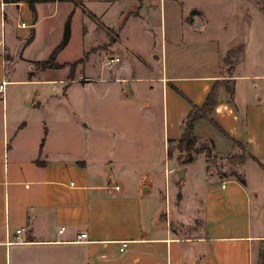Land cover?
<instances>
[{
  "label": "crops",
  "instance_id": "0c3cea01",
  "mask_svg": "<svg viewBox=\"0 0 264 264\" xmlns=\"http://www.w3.org/2000/svg\"><path fill=\"white\" fill-rule=\"evenodd\" d=\"M77 1L41 2L33 10L26 2L0 0V82L8 81L0 94V264H264V0L236 3L233 14L243 23H222L219 37L206 34L198 13L186 15L182 0ZM11 6L15 19L7 13ZM71 13L83 17V42L90 43L82 44L76 60L62 62L69 40L55 58L61 67L38 69L62 42ZM134 17L151 37L150 59L138 61L135 75L116 80L132 81L134 93L145 89L135 83L147 82L143 110L151 112L147 125L157 131L150 160L164 178V193L152 200L150 172L135 175L132 190L115 185L109 159L66 148L60 128L41 117L43 86L62 82L65 95L76 81H95L85 73L76 79L79 60L103 64L126 55L119 30ZM98 24L118 37L105 47L103 36L102 48L87 55L101 43ZM36 41L44 44V55H26ZM217 83L213 109L193 122V145L177 148L188 113ZM233 141L242 145L239 177L221 175L207 161L209 152L236 153ZM175 174L183 178L179 186ZM189 219L197 221L194 233L183 235L171 225Z\"/></svg>",
  "mask_w": 264,
  "mask_h": 264
},
{
  "label": "rangeland",
  "instance_id": "374dc122",
  "mask_svg": "<svg viewBox=\"0 0 264 264\" xmlns=\"http://www.w3.org/2000/svg\"><path fill=\"white\" fill-rule=\"evenodd\" d=\"M239 2L240 0H182L186 15H191L193 12L198 13L197 19L200 24L208 26L206 34L218 35V37L219 27L222 23L227 24L228 28L232 25L238 27L243 23V18L240 15L233 14L234 5ZM262 6L264 8V2H262ZM15 9L13 6L7 8V13L14 19L17 17ZM115 9L112 12H115ZM2 16L4 17V13H1L0 10V32L2 30ZM141 21V19L134 17L123 29L119 30V47L127 50L125 56H119L122 58L121 62L112 65L107 64V62L102 64L97 58H94L95 61H91V64H81L84 63V60H79L81 63L78 64L75 71L76 79L82 78L85 73L93 76L95 81L86 84V86L83 85L85 81L83 83L76 81L69 87L65 95L62 82H57L58 84L55 85L48 83L46 87L43 86L40 100L44 103L45 112L41 110V117L45 116L49 125L55 124L54 128H60L58 136L60 140H63L66 148L85 150L89 158L109 159L110 164L114 165L110 181L115 185L132 190L135 188L137 179L135 175L150 172L153 182L147 199L152 200L160 193L159 191L164 193V178L163 176H157L156 166L150 160L151 153L157 147L155 144L157 131L154 125L153 128L147 125V119L151 112L143 110L144 101L148 100L147 82L135 83L138 87L140 85L144 86L145 89L134 93L130 89V86L134 84L132 81L116 80V78L135 75L134 72L138 69V61L140 59H150L147 47L152 41L150 35L148 36L142 28L143 26L141 27L139 23ZM82 22L83 17L81 15L73 16L70 42L65 50L60 53L58 60L62 62L76 60L82 44L88 45L90 43L88 36V39L83 42ZM59 35L56 32L54 37L57 39ZM97 36L101 42L98 45L99 48L90 50L87 55L93 50L96 51L102 48L104 44L103 36H106L105 47L108 43H115L118 37L116 31L106 29L100 24H98ZM43 47L44 44L41 41H36L33 45H30L29 48L31 49H26L25 53L28 55L30 52L36 57H42L44 55ZM129 47L132 48L131 51H129ZM237 53L238 50L236 49L230 52L229 59L236 56ZM110 54H113V51L109 52L107 50V55ZM127 63V70L118 73L117 68ZM36 66L39 69L42 64H36ZM23 67L24 65L22 67L20 65V68ZM62 72L66 71L59 70V74H62ZM138 75L144 74H136V76ZM21 87L24 91L29 88L28 86ZM47 90L49 91L47 92ZM51 94H57L58 97L51 96ZM236 150V153L223 156L207 153L208 167L216 168L221 175L239 177L238 172H240L243 153L238 147ZM249 173L251 174V169ZM174 178L179 186L183 178L178 179V174H175ZM263 179L260 181L261 188L264 187ZM179 195L177 193L174 196L175 201L179 199ZM166 197L167 193L162 196L161 200L164 202ZM165 207L168 208V204ZM181 223L178 224L174 221L171 225L176 230L179 227L177 231L183 235L194 233V227H197V221H194V219L192 221L189 219L186 224Z\"/></svg>",
  "mask_w": 264,
  "mask_h": 264
},
{
  "label": "trees",
  "instance_id": "16d2710c",
  "mask_svg": "<svg viewBox=\"0 0 264 264\" xmlns=\"http://www.w3.org/2000/svg\"><path fill=\"white\" fill-rule=\"evenodd\" d=\"M56 0H4L5 3H19V2H26L28 3V5L30 6L31 9H35V5L37 3H41V2H54ZM59 1H67V2H73L75 5L78 4L77 0H59ZM264 9V8H263ZM71 34H72V13L69 15L66 24H65V30H64V37L62 42L60 43V45L57 46V48L54 50L53 54L51 55L50 59L45 60L43 62H40V64H42L43 68L46 67H61L59 64L55 63V58L57 53L62 50L69 42L70 38H71ZM240 50V48H239ZM233 50L229 51V53L227 54L226 58H225V62L227 63V65L231 64V61L229 59V54L230 52H232ZM219 86V83L215 84L214 87L211 89V91L209 92L205 102L203 103L202 106L197 107V106H193L191 111L188 113L186 120L184 122V128H183V132L181 137L178 140V144H177V148L182 149V148H186L189 147L191 145H193L194 143V138L192 136V127H193V122L195 119L199 118V117H207L209 115V113L211 112V110L213 109L215 103H216V94H217V88ZM229 98L232 99V95H233V87L232 85H227L225 87ZM233 144L235 146H237L238 148H240L242 150V145L237 142V141H233ZM242 181V179H241ZM257 264H262L261 261H259Z\"/></svg>",
  "mask_w": 264,
  "mask_h": 264
},
{
  "label": "built area",
  "instance_id": "2783aa9c",
  "mask_svg": "<svg viewBox=\"0 0 264 264\" xmlns=\"http://www.w3.org/2000/svg\"><path fill=\"white\" fill-rule=\"evenodd\" d=\"M120 57L119 56H113V57H108L107 58V64L109 65H112L114 63H117V62H120ZM6 73H8V71H6ZM7 75V74H6ZM8 81L7 79H4L0 82V94L1 95H4L5 91H6V85H7ZM116 188L118 189L119 186H116ZM18 233L22 232V229H19L17 231ZM85 236V234H81L80 237H83ZM127 246V242H124L123 243V246H122V250Z\"/></svg>",
  "mask_w": 264,
  "mask_h": 264
}]
</instances>
